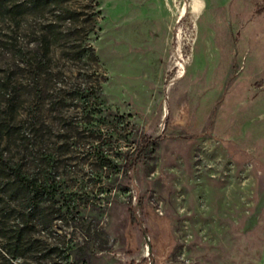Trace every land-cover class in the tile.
Masks as SVG:
<instances>
[{"label": "rangeland", "instance_id": "rangeland-1", "mask_svg": "<svg viewBox=\"0 0 264 264\" xmlns=\"http://www.w3.org/2000/svg\"><path fill=\"white\" fill-rule=\"evenodd\" d=\"M67 6L97 62L53 45L41 75L59 12L0 10V132L20 131L3 145L60 193L51 227L29 218L42 254L9 261L0 238V264H126L148 244L156 264H264V0Z\"/></svg>", "mask_w": 264, "mask_h": 264}, {"label": "trees", "instance_id": "trees-1", "mask_svg": "<svg viewBox=\"0 0 264 264\" xmlns=\"http://www.w3.org/2000/svg\"><path fill=\"white\" fill-rule=\"evenodd\" d=\"M71 0H0V10L8 11L17 25L19 18L25 14H45L47 11L59 12L56 20L48 22L45 29L40 32V42L43 46L41 52L34 56V64L38 75L45 71L53 72L51 62V47L61 45L74 52L78 60H91L97 62L94 47L87 42L81 33L82 12L67 6ZM98 5V1H96ZM18 19V20H17ZM52 76V74H50ZM76 100H79L78 98ZM169 120V119H168ZM166 121V128L169 121ZM8 134L0 132V238L4 240V247L9 261L27 259L31 254L39 255L44 247H27L30 240L29 218L40 220L42 225L52 226L57 220L50 214L49 209L43 207L44 203H51L60 193L55 189L54 183L49 179H41L38 173L30 174L25 169L22 159L14 156L8 157L7 148L3 145L5 136L13 138L20 133L17 126L8 127ZM132 167L128 168L127 174ZM55 179V178H54ZM55 182V181H52ZM16 214L20 215L19 223L12 225ZM133 219L135 216L133 214ZM58 249L47 250L49 256ZM6 259V258H5Z\"/></svg>", "mask_w": 264, "mask_h": 264}, {"label": "water", "instance_id": "water-1", "mask_svg": "<svg viewBox=\"0 0 264 264\" xmlns=\"http://www.w3.org/2000/svg\"><path fill=\"white\" fill-rule=\"evenodd\" d=\"M134 212H135V210H134ZM167 239H169V238H167ZM167 241H169V242H168L169 244H171V242H172V241H170V240H167ZM135 243H136V242H135ZM163 244H164V242H163ZM166 245H167V244H166ZM161 246H162V245H161ZM164 246H165V244H164ZM142 259H147L146 264H156V263H157L156 255L154 254V250H153L151 244H148V247H147L146 253H145V255L142 257ZM166 259H167V255H165V256L162 258V260H161V264H165Z\"/></svg>", "mask_w": 264, "mask_h": 264}, {"label": "flooded vegetation", "instance_id": "flooded-vegetation-1", "mask_svg": "<svg viewBox=\"0 0 264 264\" xmlns=\"http://www.w3.org/2000/svg\"><path fill=\"white\" fill-rule=\"evenodd\" d=\"M147 259H140V260H127L126 264H146Z\"/></svg>", "mask_w": 264, "mask_h": 264}, {"label": "bare ground", "instance_id": "bare-ground-1", "mask_svg": "<svg viewBox=\"0 0 264 264\" xmlns=\"http://www.w3.org/2000/svg\"><path fill=\"white\" fill-rule=\"evenodd\" d=\"M181 74L183 75V73H181ZM182 75H181V76H182ZM163 127H164V125H163Z\"/></svg>", "mask_w": 264, "mask_h": 264}]
</instances>
